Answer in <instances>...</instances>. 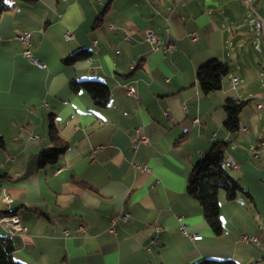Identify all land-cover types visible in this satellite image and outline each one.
<instances>
[{
  "label": "crops",
  "instance_id": "1",
  "mask_svg": "<svg viewBox=\"0 0 264 264\" xmlns=\"http://www.w3.org/2000/svg\"><path fill=\"white\" fill-rule=\"evenodd\" d=\"M8 2L14 7L0 17V215L17 214L27 227L12 237L15 258L24 264H194L205 257L264 264V147L259 157L253 153L264 140V35L254 27L264 18V0H257V14L244 0ZM147 29L175 50L154 51ZM24 31L44 67L23 54L18 36ZM82 48L92 50L89 59L63 62ZM210 59L227 63L229 73L221 89L205 94L197 70ZM89 79L109 86L106 106L71 86ZM125 83L135 84L136 96L125 94ZM227 98L248 101L236 131L224 126ZM52 119L67 147L57 164L41 167L40 153L53 147ZM140 125L151 140L134 152L131 138ZM217 141L229 143L226 160L236 166L227 169L252 197L240 192L229 200L220 191L221 235L187 191L191 169ZM3 188L13 199L10 208ZM123 212L131 216L118 223L115 237L109 222ZM181 224L203 238L192 240ZM245 234L261 244L245 242ZM0 235H8L4 225Z\"/></svg>",
  "mask_w": 264,
  "mask_h": 264
},
{
  "label": "trees",
  "instance_id": "2",
  "mask_svg": "<svg viewBox=\"0 0 264 264\" xmlns=\"http://www.w3.org/2000/svg\"><path fill=\"white\" fill-rule=\"evenodd\" d=\"M28 5L35 4L38 0H18ZM15 2L0 0L1 15L13 8ZM92 50L78 49L63 59L65 64H73L79 60L89 59ZM229 73L227 63L210 59L203 63L197 70V81L202 91L207 94L221 89L223 79ZM73 89L84 88L92 96L93 102L99 106L108 104L110 89L109 86L98 79L73 80ZM248 101L238 98H227L223 108L226 112L224 126L230 131L240 128V115ZM49 138L53 147L43 150L39 155V164L45 167L49 164H57L64 153L67 142L59 134L54 119L49 125ZM5 146V138L0 135V147ZM229 143L217 141L210 150L193 166L188 176L187 191L201 205L205 218L216 235L223 233V221L220 212L219 194L225 190L227 198L234 200L240 192L251 195L244 190L239 182L229 173L226 165V151ZM252 198V197H251ZM15 244L10 236L0 235V264H24L14 256ZM194 264H240L233 258H212L205 257Z\"/></svg>",
  "mask_w": 264,
  "mask_h": 264
},
{
  "label": "built area",
  "instance_id": "3",
  "mask_svg": "<svg viewBox=\"0 0 264 264\" xmlns=\"http://www.w3.org/2000/svg\"><path fill=\"white\" fill-rule=\"evenodd\" d=\"M175 3H177L179 0H173ZM245 4L253 11L254 14H257V10L255 8V4L257 0H244ZM244 22H241L236 25V27H241ZM254 27L259 30L263 35H264V18L259 16L255 22H254ZM72 33L67 32L65 34V38L69 39L71 38ZM18 38L21 40V42L24 45V50L23 54L33 63L38 64L41 67H44L45 65L33 56L32 53V42H31V32L30 31H24L21 33ZM197 38V33L193 32V40ZM145 39L152 45L154 51H164V52H169L172 53L175 50V46L173 43L168 42V41H162L160 38L157 36L156 32L152 29H147L145 31ZM1 43V41H0ZM232 83L235 86L238 83L237 78L232 79ZM122 88L125 92L126 95L129 96H136L137 95V87L135 84L132 83H125L122 85ZM263 105L262 103H258L257 107L261 108ZM241 130L247 131L246 127H243ZM150 137L145 133L144 127L142 125L137 126L134 130V135L131 138V146L134 152H136L139 148V145L142 143H148L150 142ZM264 147V140L259 141L258 146L253 150L254 156L259 157V148ZM102 146H98L95 148L91 154V158H94V153L98 150L101 149ZM229 167L236 166V163L234 161L226 160L225 162ZM135 168L141 169L143 172H150L151 168L148 164H142V165H136L133 164ZM3 197L6 201V204L8 208L11 207V203L13 201L10 193L6 188L2 189ZM131 214L129 212H123L119 213L117 215H114L111 217L110 222H109V227L108 231L113 234L115 237L119 236V230H118V223L120 221L126 222L130 218ZM0 225H4L7 228V233L8 236L14 237L16 235H23L27 227L22 225L20 217L17 214H9V213H4L0 215ZM79 231H85L86 228L84 225H80L78 227ZM180 230L183 234L187 235L189 238L192 240H201L203 236L199 233H191L187 230L186 225L181 224L180 225ZM63 233L65 236L69 235V231L67 229L63 230ZM242 239L247 242V243H254L256 245H260L261 241L257 236H250V235H243ZM157 241V239L153 238L151 239L149 245L147 246V250H151L152 244H154Z\"/></svg>",
  "mask_w": 264,
  "mask_h": 264
},
{
  "label": "bare ground",
  "instance_id": "4",
  "mask_svg": "<svg viewBox=\"0 0 264 264\" xmlns=\"http://www.w3.org/2000/svg\"><path fill=\"white\" fill-rule=\"evenodd\" d=\"M227 165V164H226ZM228 166V165H227Z\"/></svg>",
  "mask_w": 264,
  "mask_h": 264
}]
</instances>
